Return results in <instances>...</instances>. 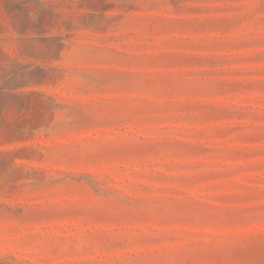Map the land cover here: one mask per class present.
<instances>
[{"label": "rangeland", "instance_id": "obj_1", "mask_svg": "<svg viewBox=\"0 0 264 264\" xmlns=\"http://www.w3.org/2000/svg\"><path fill=\"white\" fill-rule=\"evenodd\" d=\"M0 264H264V0H0Z\"/></svg>", "mask_w": 264, "mask_h": 264}]
</instances>
